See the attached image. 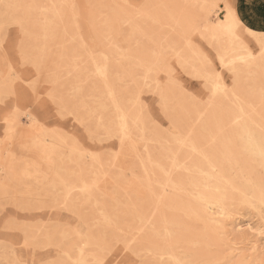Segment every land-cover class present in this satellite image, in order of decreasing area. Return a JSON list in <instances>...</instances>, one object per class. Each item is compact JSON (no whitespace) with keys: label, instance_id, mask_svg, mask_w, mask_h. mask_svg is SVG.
<instances>
[{"label":"rangeland","instance_id":"374dc122","mask_svg":"<svg viewBox=\"0 0 264 264\" xmlns=\"http://www.w3.org/2000/svg\"><path fill=\"white\" fill-rule=\"evenodd\" d=\"M256 1L0 0V264H264Z\"/></svg>","mask_w":264,"mask_h":264},{"label":"bare ground","instance_id":"6f19581e","mask_svg":"<svg viewBox=\"0 0 264 264\" xmlns=\"http://www.w3.org/2000/svg\"><path fill=\"white\" fill-rule=\"evenodd\" d=\"M246 4L249 5V1L250 0H243ZM257 5H255V7L260 8L262 10H264V0H258L256 1ZM255 3V2H254ZM254 7V6H253ZM239 16V15H238ZM250 20H248L247 18L243 17V20L246 21V23L248 24V28L255 31L256 33L260 34L261 31H264V12H257L254 13L252 12L250 14ZM242 17V16H241ZM242 19V18H241ZM222 184V183H221ZM167 236V234H166ZM177 260V259H176Z\"/></svg>","mask_w":264,"mask_h":264},{"label":"crops","instance_id":"0c3cea01","mask_svg":"<svg viewBox=\"0 0 264 264\" xmlns=\"http://www.w3.org/2000/svg\"><path fill=\"white\" fill-rule=\"evenodd\" d=\"M252 8V7H251Z\"/></svg>","mask_w":264,"mask_h":264}]
</instances>
